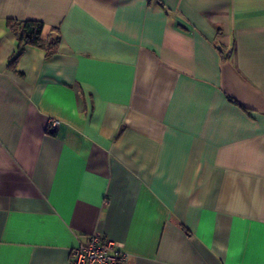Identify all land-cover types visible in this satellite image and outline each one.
<instances>
[{
  "label": "crops",
  "instance_id": "obj_1",
  "mask_svg": "<svg viewBox=\"0 0 264 264\" xmlns=\"http://www.w3.org/2000/svg\"><path fill=\"white\" fill-rule=\"evenodd\" d=\"M9 18L58 42L12 67ZM92 234L132 264H264V0H0V264Z\"/></svg>",
  "mask_w": 264,
  "mask_h": 264
},
{
  "label": "built area",
  "instance_id": "obj_2",
  "mask_svg": "<svg viewBox=\"0 0 264 264\" xmlns=\"http://www.w3.org/2000/svg\"><path fill=\"white\" fill-rule=\"evenodd\" d=\"M58 120H50V127H55ZM71 264H132L129 254L122 245L100 234H92L85 244L71 250Z\"/></svg>",
  "mask_w": 264,
  "mask_h": 264
},
{
  "label": "trees",
  "instance_id": "obj_3",
  "mask_svg": "<svg viewBox=\"0 0 264 264\" xmlns=\"http://www.w3.org/2000/svg\"><path fill=\"white\" fill-rule=\"evenodd\" d=\"M7 26L19 39L18 52L14 57L10 58L9 65L12 67L22 55L26 45L31 44L40 48H47L49 46H54L58 42L57 39L46 40L43 38L44 23L39 20H18L9 18L7 20Z\"/></svg>",
  "mask_w": 264,
  "mask_h": 264
}]
</instances>
